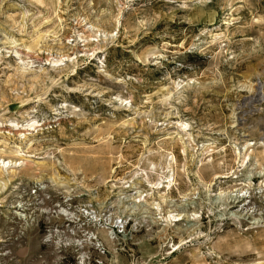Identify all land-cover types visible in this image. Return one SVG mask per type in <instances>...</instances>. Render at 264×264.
I'll return each mask as SVG.
<instances>
[{"label": "rangeland", "instance_id": "374dc122", "mask_svg": "<svg viewBox=\"0 0 264 264\" xmlns=\"http://www.w3.org/2000/svg\"><path fill=\"white\" fill-rule=\"evenodd\" d=\"M0 159V264H264V0H0Z\"/></svg>", "mask_w": 264, "mask_h": 264}, {"label": "built area", "instance_id": "2783aa9c", "mask_svg": "<svg viewBox=\"0 0 264 264\" xmlns=\"http://www.w3.org/2000/svg\"><path fill=\"white\" fill-rule=\"evenodd\" d=\"M32 193L35 195H42L41 198H46L48 197L47 193H46V188H43V186L40 185H35Z\"/></svg>", "mask_w": 264, "mask_h": 264}, {"label": "bare ground", "instance_id": "6f19581e", "mask_svg": "<svg viewBox=\"0 0 264 264\" xmlns=\"http://www.w3.org/2000/svg\"><path fill=\"white\" fill-rule=\"evenodd\" d=\"M12 165V162L11 160H4V159H0V168H8V167H11ZM14 165H15V162H14ZM239 197L238 196H235V198L233 199V203H235L237 201Z\"/></svg>", "mask_w": 264, "mask_h": 264}]
</instances>
